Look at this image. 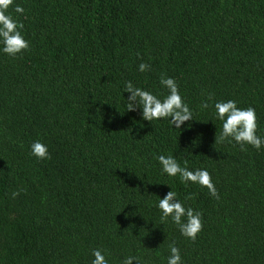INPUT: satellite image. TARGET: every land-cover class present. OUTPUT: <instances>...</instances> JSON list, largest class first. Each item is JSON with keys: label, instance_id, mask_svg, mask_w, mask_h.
<instances>
[{"label": "trees", "instance_id": "obj_1", "mask_svg": "<svg viewBox=\"0 0 264 264\" xmlns=\"http://www.w3.org/2000/svg\"><path fill=\"white\" fill-rule=\"evenodd\" d=\"M8 11L30 47L0 51V264H91L93 249L110 264H167L172 244L184 264H264V148L222 140L214 108H255L264 136V0H14ZM162 75L194 111L180 129L126 111V82L163 97ZM36 140L50 158L31 154ZM161 154L207 169L219 199L162 174ZM171 190L203 213L195 240L162 219Z\"/></svg>", "mask_w": 264, "mask_h": 264}, {"label": "clouds", "instance_id": "obj_2", "mask_svg": "<svg viewBox=\"0 0 264 264\" xmlns=\"http://www.w3.org/2000/svg\"><path fill=\"white\" fill-rule=\"evenodd\" d=\"M14 0H0V51L9 56H16L30 47V42L23 33V23L14 18L8 11ZM17 14H23L24 8L15 6ZM149 63H140L138 70L143 73L150 70ZM160 85L168 90L166 96L161 97L159 93L138 87L131 81L126 82L125 92L130 95L126 99V111L141 109L142 118L146 121L168 119L176 129L182 128L186 122L193 120L194 111L181 94L178 82L168 76H161ZM124 92V93H125ZM211 97H209L210 99ZM204 102L201 107L208 108ZM215 116L222 122L220 138L222 140L235 141L242 147L251 145L257 150L264 148V136L258 134L256 110L253 107L241 108L235 100L216 101L214 104ZM191 127V125H188ZM31 154L37 159L50 158L48 145L41 140L31 144ZM158 161L162 174L168 177L179 176L182 182H191L206 187L209 193L219 199V193L215 187L211 173L205 168L189 169L182 166L173 155H159ZM19 192H13L16 197ZM187 199V198H185ZM161 213L162 219L168 218L179 227L182 236L195 240L203 229V213L191 206H186L180 200L177 193L169 191L161 197L156 205ZM170 255L167 264H184L180 249L172 244L169 246ZM91 264H110L108 256L100 249H93ZM143 264L140 256L129 255L123 259L121 264Z\"/></svg>", "mask_w": 264, "mask_h": 264}]
</instances>
